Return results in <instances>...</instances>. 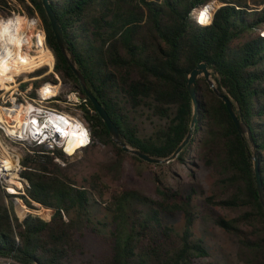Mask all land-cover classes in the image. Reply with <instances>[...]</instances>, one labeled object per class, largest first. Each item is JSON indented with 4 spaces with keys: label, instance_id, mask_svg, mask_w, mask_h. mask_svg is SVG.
<instances>
[{
    "label": "trees",
    "instance_id": "trees-1",
    "mask_svg": "<svg viewBox=\"0 0 264 264\" xmlns=\"http://www.w3.org/2000/svg\"><path fill=\"white\" fill-rule=\"evenodd\" d=\"M30 15L37 11L55 56L54 71L64 82L82 90L51 27L42 0H21ZM213 0H50L88 86L105 106L125 140L154 156H169L186 136L193 113L187 89L191 70L202 61L217 71L218 88L229 94L243 113L258 149L264 184V36L247 32L264 27V6L250 0H219L211 23H199L197 8ZM257 4H264L258 0ZM9 5L0 0V8ZM201 10V9H200ZM7 14L11 9L7 8ZM199 18V15H198ZM37 71L32 76L41 75ZM53 73L35 82L38 88ZM199 112L191 141L174 162L194 170L204 162L213 178L203 200L168 184L154 172L155 195L123 187L105 198V179L123 171L125 152L110 137L95 109L85 110L93 143L111 146L115 157L93 170L86 155L66 164L33 147L20 158L24 187L20 194L6 190L0 178V256L23 264H201L210 256L197 222L211 217L216 225L236 234L238 257L245 264H264V207L260 201L253 148L240 133L226 103L201 76L196 83ZM35 94V93H34ZM149 108L165 120L142 135L132 112ZM26 207L17 212L15 198ZM222 208L228 214L218 212ZM45 209L42 214L32 211ZM31 209V210H30ZM51 210V211H50ZM51 212V213H50ZM180 214L182 224L173 220ZM100 237L99 254L88 253L86 237Z\"/></svg>",
    "mask_w": 264,
    "mask_h": 264
},
{
    "label": "built area",
    "instance_id": "built-area-1",
    "mask_svg": "<svg viewBox=\"0 0 264 264\" xmlns=\"http://www.w3.org/2000/svg\"><path fill=\"white\" fill-rule=\"evenodd\" d=\"M27 1L32 5L29 0ZM214 2H217L215 6ZM8 3H10V1H8ZM209 5L211 6L209 8V13L212 22L214 13L221 3H219V0H213L197 8L195 14L199 23L200 18H198V15L200 9L203 10ZM253 6L261 9L264 4ZM24 15L29 20L35 21L34 27L32 28L33 36L31 38L33 43L29 47L30 53H35L36 42L40 40L41 45L46 48V51L51 55L50 62L43 65L47 68L46 73L37 77H42L51 73H53L54 77L50 80H46L40 85L36 96L30 95L33 89V80L36 78V76H32L35 71L23 72L20 75H16L13 81L8 82V84H10L9 88L0 83V134L7 138L9 142L20 144L23 153L27 151L32 152L33 147L41 146L45 150L44 152L55 156L57 162L65 165L66 161L61 155L66 158L79 156L83 148L93 143L92 128L88 119L85 118V110L88 109L91 113H94L95 109L89 104L88 97L81 96V91L79 89L70 91L61 96L63 81L60 75L54 71L55 56L48 45L47 32L42 18L37 11H35V14L31 17L26 14ZM257 31L261 36H264V27L258 28ZM47 84L52 87H59L57 92L51 95H43L40 89ZM63 102L65 104H62ZM68 105L74 106L75 108L78 107L80 112H71L66 108ZM21 106H23L24 113L21 121L16 117L7 119L2 116L4 111L17 114ZM71 140L77 142L72 151L69 150V142ZM0 145L8 153L12 152L13 155L17 156L19 169H22L20 163V158L22 157L21 151L17 150V152H15L13 147L7 144L5 145L1 140ZM1 161L0 169H2V164L5 159ZM0 264L23 263L15 259L14 256H0Z\"/></svg>",
    "mask_w": 264,
    "mask_h": 264
},
{
    "label": "rangeland",
    "instance_id": "rangeland-1",
    "mask_svg": "<svg viewBox=\"0 0 264 264\" xmlns=\"http://www.w3.org/2000/svg\"><path fill=\"white\" fill-rule=\"evenodd\" d=\"M9 5L5 6V8H0V23L4 22L7 18L13 17L14 15H19L22 18H27L24 14L31 17L28 10L26 9L24 3L21 0H8ZM258 0H250L249 4L259 5L257 4ZM220 3V2H219ZM7 8L11 9V13L7 14ZM4 17V18H2ZM2 18V19H1ZM29 29V28H28ZM28 33H32V29L28 30ZM259 34L258 31L252 30L247 32L242 38L238 40V42H243L245 39L250 36H255ZM36 52V51H35ZM35 54V53H33ZM38 54V53H37ZM44 65V64H43ZM46 66H42L41 68L35 70L43 71V74L46 73ZM42 75V74H41ZM40 75H36V78L33 80V89L30 93L31 96H36L38 94V88H35V82L37 80H41L42 77H37ZM52 79V77H51ZM63 81V80H62ZM45 82V81H44ZM42 82L41 84H43ZM24 86V85H23ZM72 83L64 82L61 88V96L67 94L70 91L76 90ZM35 93V94H34ZM62 104H65L64 102ZM73 113H79L80 110L75 108L74 106L68 105L66 107ZM6 116V115H5ZM4 116V117H5ZM132 116L136 119L137 123L140 127V133L150 134L154 130H156L159 126H162L165 120H161L158 116L153 115L152 111L147 107H141L136 111L132 112ZM85 117V116H84ZM86 118V117H85ZM87 119V118H86ZM89 121V120H88ZM91 126V123L89 121ZM92 128V127H91ZM0 140L6 145H10L14 148L15 152L17 150L21 151V155H23V151L21 149L20 144H13L7 140L2 134H0ZM0 145V163L1 160L8 157L17 158V156L13 155L12 152H7ZM128 153V152H127ZM131 154V153H130ZM86 155V163H89L93 170H99V168L104 165L105 162L113 159L115 157L114 149L111 146H106L102 144H96L95 148L89 150L86 154L84 148L81 150L79 156H74L68 158L70 161H74L81 157L84 158ZM123 171L120 176L115 174L110 175L105 181L106 185V194L105 198L110 199L112 191L122 190L123 187H137L148 194L155 195V183L153 181L154 172H158V174L163 177V179L170 185L179 186L187 191H190L193 186L202 191V196L200 195V199L203 200L204 196L208 195L211 190L213 178L211 176L210 170L205 166L204 162L200 159H196L194 165H190L194 170V175L190 172L189 165H185L182 163L174 162L170 168H168V163H151L150 164H142L135 158L130 155H124L123 159ZM21 169H19V174ZM0 178L2 181L6 183V190L9 191L10 187L15 188V193L21 192L20 189L24 187V182L20 179L17 181H7L3 173H1L0 169ZM24 180V179H23ZM11 192V190L9 191ZM13 192V191H12ZM20 198V197H19ZM22 199V198H21ZM20 205V204H19ZM18 207V206H17ZM16 207V208H17ZM218 212L228 214L227 210L217 207ZM17 212L21 215L22 210L16 209ZM31 210V209H30ZM42 214L45 218L49 216L46 215L45 209L41 208L40 210H32ZM178 225L182 224V216L178 214L176 218L173 220ZM199 227V233L205 240L206 245L210 250V256L199 260L201 264H245L238 257V238L236 234L228 232L218 225L215 224L213 219L210 217H206L205 219H201L196 224V228ZM86 246L88 249V253L86 254V258L92 256V254H99L105 243L100 237H96L93 235H88L86 237Z\"/></svg>",
    "mask_w": 264,
    "mask_h": 264
},
{
    "label": "water",
    "instance_id": "water-1",
    "mask_svg": "<svg viewBox=\"0 0 264 264\" xmlns=\"http://www.w3.org/2000/svg\"><path fill=\"white\" fill-rule=\"evenodd\" d=\"M43 6L45 8V11L47 13V16L50 20L51 27L55 33L56 39L58 41V44L63 52V54L66 56V59L72 68L73 72L75 73L80 87H81V96L82 97H88L97 113L100 115V117L104 120L106 123L109 135L111 139L119 146L122 147V149L125 152L134 154L138 156L139 158L151 162V163H169L171 161L176 160L180 152L185 148V146L191 141L198 118V112H199V102H198V96H197V89H196V83L197 79L201 76L205 77L207 82L209 83L210 87L214 90V92L223 99V101L226 103L227 109L230 112L234 122L236 123L239 131L241 134L247 137L248 141L250 142L252 148H253V159H254V166H255V174H256V180H257V189L260 196V201L264 207V184L261 177V172L259 168V157H258V149L255 144V141L252 136L251 129L247 122L244 119L243 113L240 112V114L237 113L235 109V105L233 103L232 98L229 94L221 91L215 81L214 75L217 74V71L214 69L209 68L208 64L205 61L199 62L190 72L187 78V89L189 91V94L192 99V105H193V113L192 118L189 126V130L184 137V139L179 143V145L176 147V149L166 157H159L154 156L150 153H147L143 151L140 148L134 147L131 144H129L125 138L123 137L120 128L118 125L113 121L111 116L109 115L108 111L106 110L105 106L102 104V102L99 100V98L95 95L93 90L88 86L86 78L84 74L82 73L81 69L78 67L76 62V56L73 52V50L70 49L68 46L65 37H64V31L62 28V25L59 21V18L54 11L50 0H42ZM23 181V179H21ZM14 193V192H13ZM17 194H20V192H17ZM17 209H20L19 207V200L18 198H15Z\"/></svg>",
    "mask_w": 264,
    "mask_h": 264
},
{
    "label": "bare ground",
    "instance_id": "bare-ground-1",
    "mask_svg": "<svg viewBox=\"0 0 264 264\" xmlns=\"http://www.w3.org/2000/svg\"><path fill=\"white\" fill-rule=\"evenodd\" d=\"M215 4L217 2H214V6ZM203 10H200V19ZM34 23V20L22 18L19 15L9 17L0 23V83L7 88L10 86L8 82L13 81L16 75H20L23 72L35 71L37 68L42 67L43 64L50 62L51 55L41 45L40 40L36 42L35 54L29 51V47L33 43L31 40L33 33L29 34L28 30L34 27ZM58 88L57 86L52 87L47 84L40 89V92L45 96L51 95L57 92ZM23 115V106L20 107L17 114L9 111H4L2 114L7 119L16 117L20 121L23 119ZM76 144L77 142L71 140L69 142V150L72 151ZM2 165L1 173L4 174L7 181H17L20 178L17 158L8 157ZM10 190L11 192L16 191L13 186L10 187ZM18 200L20 206L26 207L25 202L21 198H18Z\"/></svg>",
    "mask_w": 264,
    "mask_h": 264
},
{
    "label": "clouds",
    "instance_id": "clouds-1",
    "mask_svg": "<svg viewBox=\"0 0 264 264\" xmlns=\"http://www.w3.org/2000/svg\"><path fill=\"white\" fill-rule=\"evenodd\" d=\"M210 7L211 6L209 5V6H206L204 8L203 13L201 15L200 23L203 24V23H210L211 22V16H210V13H209V8ZM202 17H203V19H202Z\"/></svg>",
    "mask_w": 264,
    "mask_h": 264
},
{
    "label": "snow or ice",
    "instance_id": "snow-or-ice-1",
    "mask_svg": "<svg viewBox=\"0 0 264 264\" xmlns=\"http://www.w3.org/2000/svg\"><path fill=\"white\" fill-rule=\"evenodd\" d=\"M202 19H203V17H202Z\"/></svg>",
    "mask_w": 264,
    "mask_h": 264
}]
</instances>
